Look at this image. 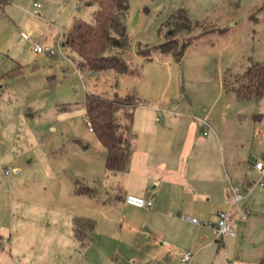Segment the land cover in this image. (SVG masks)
<instances>
[{
	"label": "rangeland",
	"instance_id": "1",
	"mask_svg": "<svg viewBox=\"0 0 264 264\" xmlns=\"http://www.w3.org/2000/svg\"><path fill=\"white\" fill-rule=\"evenodd\" d=\"M75 5L78 17L92 24L97 6H88L84 0ZM179 10H185L195 25L188 32L176 33V41L167 45L186 46L177 64L158 46L169 41L171 17ZM5 29H0V39ZM126 35L129 47L122 58L132 74L80 75L75 69L77 57L62 48L68 59L61 60L55 49L53 60L37 58L34 69L0 82V237L18 264H51L62 257L51 243L55 237L52 222L39 217L42 214L21 217L30 211L48 212L63 202L84 205L86 198L73 193L75 179L78 187L93 188L99 182L105 188L96 185V201L104 202L106 209L114 201L115 206L109 216L102 213L94 219L98 233L89 245L75 246L71 254H65V264H141L143 257L144 264H161L150 262L143 239L131 240L121 233L123 223L134 215L119 208V200L105 190L125 176L115 173L107 180L103 176L105 152L88 131L86 94L135 97L130 114L136 156L153 133H162L161 139L166 136L167 140L185 134L194 141L202 139L207 126V142L216 145L215 135L227 132L237 138L235 145L248 158L264 161V137L252 130L253 115L259 112L258 126L264 132V97L258 102L241 101L230 90L251 62L264 65V0H130ZM7 63V57L0 54V74L8 69ZM255 179L253 173L244 178L249 195L237 206L246 220L237 224L236 238H225L223 245L214 241L213 230L199 232L184 226L194 246L183 247L195 253L190 264H255L264 251V189L250 188ZM239 192L246 195L242 188ZM199 233L208 235L213 244L196 251L202 244L197 240Z\"/></svg>",
	"mask_w": 264,
	"mask_h": 264
},
{
	"label": "crops",
	"instance_id": "2",
	"mask_svg": "<svg viewBox=\"0 0 264 264\" xmlns=\"http://www.w3.org/2000/svg\"><path fill=\"white\" fill-rule=\"evenodd\" d=\"M75 1L77 0H38L40 7L36 8L33 6L32 0H8L7 4L0 7V29L6 27L0 39V54L6 56L8 62L6 66L8 69L4 73L17 70L15 76L1 81L12 80L34 69L39 64L35 63L37 58L43 56V60L47 58L53 60V56H49L47 53H43L46 54L45 56L43 54L36 55L32 50V44L22 34L30 36L33 42L42 46L58 49L62 57L61 60L68 59L61 53V49L68 50L65 46L67 36L74 22L81 20L78 17ZM58 67L62 70L64 64L58 65ZM75 69L79 74L83 73L76 65ZM91 76L97 77L98 75L92 74ZM234 98L237 99L235 96ZM260 116L259 112L254 113L252 130L253 134L263 138L264 132L258 126ZM131 133L133 137H136V134L132 132V126ZM203 133L204 131L201 140L197 138L194 141H192V137L185 134L179 135L178 133L167 140L166 136L161 139L159 134L162 133H153L154 135H150L152 137L140 148L138 156L135 155V152L131 154L128 169L122 172L125 176L124 179L108 184L105 190L106 194L113 195L117 201L119 200V208L134 215L126 223H123L121 233L125 232L131 240L140 241L143 239L146 243V250L151 255L149 259L151 258L150 262L152 263L159 260L161 264H181L180 254L188 250L183 247L186 244L190 248L194 247L189 235L183 230L186 225L197 228L199 232L205 228L207 233L213 230L214 241L217 242L214 229L216 216L219 211L228 208L227 201L232 186L238 190L244 189L246 195H243V199L230 209V222L236 230V236L226 238H236L237 224L239 221L246 220L242 219L241 209L237 205L249 195V191L244 187L246 174L253 173L257 177L251 168L253 160L246 156L240 146L235 145L238 140L233 135L227 132L221 135L220 133L216 134V145H213V142H207V135L204 136ZM139 147L140 145L137 150ZM103 176L107 180L113 174L104 172ZM93 182L95 184V181ZM96 185L105 188L99 182H96ZM96 185L93 188L88 187L92 190V195L88 196L76 194L73 183L74 195L86 198L87 201L84 205L81 201L77 205H67L66 202H63L48 212L30 211L29 216L21 218L29 219L42 214L39 217H45L49 223L54 224V230H51L52 235L55 236L51 237L53 249H59L62 257L68 252L71 254V250L75 246L82 249L89 245L93 234L98 233V221L94 219H99L98 217H101L102 213L109 216L111 208L115 206L114 201L106 209L104 202L100 204L96 201L98 193ZM246 185H250V183L247 181ZM127 195L152 199V206L137 208L127 205L124 202ZM91 201H96V203H91ZM243 208L247 211L246 206ZM81 211H86V214H81ZM135 215H139V218H136ZM75 218L90 219L95 223L85 245H82L81 241L73 236L72 225ZM191 218L197 219L199 224L191 223L188 220ZM208 225H212V227ZM207 236L200 234L197 237L199 243L202 244L196 251L201 247L213 244ZM221 243L225 245L224 240ZM263 256L264 251L260 256H257L255 264H258ZM53 257L56 256L53 255ZM62 257H56L58 260H53L51 264H65ZM145 258L143 257L141 264L147 262ZM135 262L138 263V260ZM0 264H18L17 260L3 246L1 237Z\"/></svg>",
	"mask_w": 264,
	"mask_h": 264
},
{
	"label": "trees",
	"instance_id": "3",
	"mask_svg": "<svg viewBox=\"0 0 264 264\" xmlns=\"http://www.w3.org/2000/svg\"><path fill=\"white\" fill-rule=\"evenodd\" d=\"M88 6L96 5L93 14V23L82 20L74 22L65 46L77 57V68L83 74L92 75L113 72L119 75L132 74L126 61L122 58L128 50L129 42L126 35V18L129 12L130 0H84ZM8 0H0V7L7 4ZM173 27L168 29L166 36L169 41L161 43L158 48L162 53H167L172 60L179 64L182 60L186 46L167 47L176 41L178 32H188L195 25L187 17L185 10H179L171 17ZM171 39V41H170ZM167 47V48H165ZM149 60V58H148ZM17 70H10L0 75V81L11 78ZM237 85L230 90L239 100L253 99L259 101L264 97V65L251 62L246 70L237 78ZM223 88L230 90L223 80ZM135 105V97L107 98L99 94H86L84 99L85 116L89 127L101 146L104 148V170L106 173H122L128 169L132 154L133 134L131 133L132 116L130 108ZM80 183L74 180L76 194L92 195L88 187H78ZM94 221L85 218L73 220L72 232L82 245H85L89 234L94 228ZM258 264H264V256Z\"/></svg>",
	"mask_w": 264,
	"mask_h": 264
},
{
	"label": "built area",
	"instance_id": "4",
	"mask_svg": "<svg viewBox=\"0 0 264 264\" xmlns=\"http://www.w3.org/2000/svg\"><path fill=\"white\" fill-rule=\"evenodd\" d=\"M33 6L36 8L40 7V3L38 0H32ZM22 36L27 39L32 44V50L36 55H41L43 53H47L49 56H54L56 54V50L51 47H45L38 43L33 42L30 36L26 34H22ZM207 126L203 128L204 136H206ZM89 131H92L89 127ZM252 170L256 173L257 177L253 183H251V188L257 187L260 189H264V161H261L257 158H254L252 164H251ZM7 174V172H5ZM243 199V195L239 192V190L232 186L230 188V195L228 198V208L225 210H221L217 213L216 216V223L214 225V229L216 232V239L218 241H223L226 237H235L236 236V230L232 226L230 222V209L233 205L238 203L240 200ZM152 199H143L141 197L133 196V195H127L124 198V202L127 205L137 207V208H150L152 206ZM242 219L244 220L245 217L242 216ZM191 223L199 224V221L195 218L188 219ZM209 227H212V225H208ZM194 256V253L187 250L180 254V262L181 264H189Z\"/></svg>",
	"mask_w": 264,
	"mask_h": 264
}]
</instances>
